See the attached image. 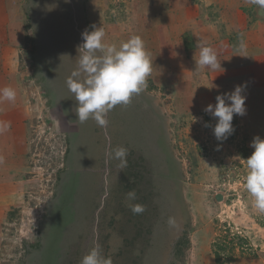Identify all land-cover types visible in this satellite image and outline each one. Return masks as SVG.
Masks as SVG:
<instances>
[{"label": "rangeland", "instance_id": "374dc122", "mask_svg": "<svg viewBox=\"0 0 264 264\" xmlns=\"http://www.w3.org/2000/svg\"><path fill=\"white\" fill-rule=\"evenodd\" d=\"M93 25L117 47L141 37L152 61L147 87L106 128L79 122L66 84ZM201 44L221 69H196ZM237 85L246 114L219 142L204 109ZM5 87L16 99L0 100V128L10 123L0 131V264H81L97 245L113 264L264 261V213L242 160L264 139V10L247 0H0ZM117 147L125 168L110 155ZM134 203L146 210L133 214Z\"/></svg>", "mask_w": 264, "mask_h": 264}, {"label": "clouds", "instance_id": "9594fccd", "mask_svg": "<svg viewBox=\"0 0 264 264\" xmlns=\"http://www.w3.org/2000/svg\"><path fill=\"white\" fill-rule=\"evenodd\" d=\"M251 5L264 10V0H247ZM82 33L83 43L78 46L80 53L78 70L73 71L67 79L68 90L76 101V116L80 123L94 119L98 126L106 128L109 121L107 114L118 105H128L134 95H139L147 87V79L152 72L150 54L145 48L141 37L133 36L117 47L115 44H106L105 30L102 27L92 26ZM196 69H221L217 53L210 46L199 45V57L195 60ZM83 75V79L81 76ZM245 85H237L233 91L216 97L215 105L209 104L204 111L217 120L213 134L217 141L223 142L234 132L232 121L234 115L246 114L245 100L242 94ZM16 92L11 87L0 89V100L14 102ZM211 125L205 124V127ZM10 123L0 128L5 131ZM254 151L245 160L246 175L244 187L253 201V207L264 213V139L255 137L250 145ZM113 159L119 160V167H127L128 150L117 147L110 153ZM237 159H241L239 156ZM127 200L135 201V191H129ZM133 214H142L146 209L139 203L129 205ZM168 224L175 226L174 218H169ZM81 264H113L111 257L103 255L100 246L93 247L85 255Z\"/></svg>", "mask_w": 264, "mask_h": 264}, {"label": "water", "instance_id": "95a60500", "mask_svg": "<svg viewBox=\"0 0 264 264\" xmlns=\"http://www.w3.org/2000/svg\"><path fill=\"white\" fill-rule=\"evenodd\" d=\"M215 199L220 202L222 200V196L221 195H216Z\"/></svg>", "mask_w": 264, "mask_h": 264}, {"label": "crops", "instance_id": "0c3cea01", "mask_svg": "<svg viewBox=\"0 0 264 264\" xmlns=\"http://www.w3.org/2000/svg\"><path fill=\"white\" fill-rule=\"evenodd\" d=\"M258 252L260 253V256H261V257L264 256V253H262L261 251H257V253H258ZM260 262H261V264H264V261H263L262 259L260 260Z\"/></svg>", "mask_w": 264, "mask_h": 264}, {"label": "trees", "instance_id": "16d2710c", "mask_svg": "<svg viewBox=\"0 0 264 264\" xmlns=\"http://www.w3.org/2000/svg\"><path fill=\"white\" fill-rule=\"evenodd\" d=\"M185 48H187L188 49V47H187V45H185ZM65 55H67V52L65 51V53H64ZM63 54V55H64ZM61 55V54H60ZM68 56V55H67ZM224 264V263H223Z\"/></svg>", "mask_w": 264, "mask_h": 264}]
</instances>
